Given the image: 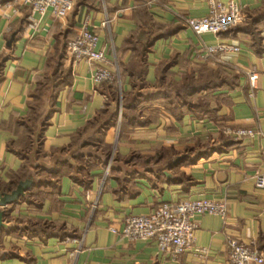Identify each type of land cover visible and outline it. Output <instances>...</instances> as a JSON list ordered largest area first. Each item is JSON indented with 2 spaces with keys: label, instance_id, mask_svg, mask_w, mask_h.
Returning <instances> with one entry per match:
<instances>
[{
  "label": "crops",
  "instance_id": "crops-1",
  "mask_svg": "<svg viewBox=\"0 0 264 264\" xmlns=\"http://www.w3.org/2000/svg\"><path fill=\"white\" fill-rule=\"evenodd\" d=\"M236 1L243 10L262 16L259 48L250 33L242 31L220 35L193 32L187 20L205 16L209 11L208 0H156L146 9L139 7L138 0H76L73 11L64 20L55 18L51 12L41 16L12 0H0L2 185L7 186L24 167L9 143L22 133L21 122L26 121L31 111V92L53 71L51 58L59 54L65 41L75 36L86 21L98 33L97 47L105 53L104 65L116 75L119 94L122 88L131 89L129 77L122 82L120 63H125L130 55V51H125L126 40L134 33L137 37L142 33L144 12L150 16L151 26L160 23L172 28L171 34L158 39L146 54L149 82L156 81V66L166 59L176 62L172 70L177 73L197 75L203 66L213 69L221 66L239 78L238 87L215 92L210 101L216 111L214 119L189 114L177 121L163 111L160 122L166 127L172 125L171 130L153 124L134 129L127 139L120 140L119 129L114 135H107L106 140L113 144L112 155L117 149L122 155L137 151L144 156H157L159 151L172 149L179 157L193 148L187 161L166 170L167 176L151 160L155 173L141 168V174L131 181L124 184L111 179L106 186L110 158L107 166L93 172L92 188L84 190L70 176H63L55 199H46L41 207L26 202L14 207L11 218L48 220L56 229L49 236H28L19 229L0 233V264H231L229 237L254 241L264 250V188L255 186L256 175L264 173V0ZM107 20L109 23L104 25ZM219 42L236 44L241 49L236 54L206 57L205 47ZM252 69L259 73V79L251 96L248 72ZM156 91L157 88H151L152 93ZM142 92L143 89H138L135 97L139 98ZM56 103L52 83L45 87L43 103L45 115L52 113L51 123L43 131L45 148L60 146L52 141L64 142L106 104L119 117L123 110L120 101L110 96L106 84L94 82L87 62L71 64V82ZM226 126L253 128L258 133L235 138L224 132ZM41 128L42 123L37 136ZM90 134L88 131L85 136ZM36 150L32 160L48 169H54L58 161L65 159L74 162L73 152H58L45 161L38 159ZM177 157L175 163L179 162ZM198 198L224 201L228 206L225 218L212 214L196 216V244L205 248L203 255L195 251L177 257L162 254L155 240H130L111 229L119 227L127 214H145L164 202ZM12 227L17 228L15 223Z\"/></svg>",
  "mask_w": 264,
  "mask_h": 264
},
{
  "label": "trees",
  "instance_id": "trees-1",
  "mask_svg": "<svg viewBox=\"0 0 264 264\" xmlns=\"http://www.w3.org/2000/svg\"><path fill=\"white\" fill-rule=\"evenodd\" d=\"M138 1L139 7L147 8V0ZM258 13L252 10H243L244 22L221 34L237 31L250 33L255 40L254 45L259 48L262 31L260 24L263 20ZM143 16L145 22L140 28L142 33L138 37L134 33L126 40L125 51H130V55L125 63H120L123 84L127 77L130 78L131 84L130 90L122 88L123 110L120 127L118 112H113L109 104H106L81 129L64 142L60 139L52 141V144L60 146L52 145L45 148L46 137L43 131L50 125L52 119V113L45 115L43 104L45 87L54 84L56 103V99H60L70 84L72 58L67 45L72 37L65 41L59 54L51 58L49 63L54 62L53 71L48 72L31 92L29 104L31 111L26 121L21 122L23 125L22 133L17 140H12L9 143L11 150L23 160L24 167L18 175L13 176L7 186L0 184V192L11 193L21 181L27 179L32 180V185L24 196L10 204L9 208L4 209L3 218L8 227L1 228L0 233H12L19 229L20 233L28 234V236L51 235L56 229L53 222L25 220L23 218L13 219L11 218L13 208L23 202L41 207L46 199H55L60 191V179L63 176H70L84 190L92 188L95 178L93 172L107 166L111 158L113 144L106 140L108 134L114 135L119 129L120 140L127 139L134 129L153 124H158L160 129L171 130L172 125L166 127L165 123L160 122V113L163 111L173 116L177 121H181L184 116L189 114L199 119H214L216 111L210 106V101L216 96L215 92L221 89L230 91L238 87V75L227 73L221 66L217 69L203 66L197 75L188 72L177 73L172 70L176 62L167 59L156 66V81L149 82L146 78L148 72L146 54L158 39L170 35L172 28H167L166 25L160 23H154L151 26L149 23L150 16L146 12L143 13ZM173 29L178 30L177 28ZM2 67L3 64L0 66V83L3 79ZM101 84H106L112 99L118 101L119 89L116 81H104L99 85ZM151 88H157V91L152 93ZM138 89H143L139 98L135 97ZM203 92L205 95L201 94ZM40 123H42V128L37 136ZM88 131H91V134L85 136ZM35 150L38 159L45 161L51 159L58 152L63 154L73 152L74 162L71 163L70 160L65 159L61 162L58 161L54 169H48L32 160V154ZM193 151V148L189 149V155H192ZM177 156L178 153L172 149L159 151L157 156H144L137 151L122 155L117 149L112 157L105 185L107 186L111 179H116L119 183L125 184L140 175L139 169L141 168H148V171L155 173L150 166L151 160H155V164L159 167L158 171L167 176L166 170L190 158L187 156L175 163L174 160ZM12 223L16 224V229L12 227ZM61 234L66 235L64 232Z\"/></svg>",
  "mask_w": 264,
  "mask_h": 264
},
{
  "label": "built area",
  "instance_id": "built-area-1",
  "mask_svg": "<svg viewBox=\"0 0 264 264\" xmlns=\"http://www.w3.org/2000/svg\"><path fill=\"white\" fill-rule=\"evenodd\" d=\"M19 6H25L41 16L51 12L52 16L64 20L73 11L76 0H12ZM209 11L205 16L188 18V26L198 35L211 33L220 35L230 31L244 21L243 6L236 0H208ZM156 0H147V5L152 6ZM109 20L104 22L106 25ZM34 25V23L32 24ZM98 33L91 29L86 21L80 31L68 41L67 48L71 53L72 63L77 65L87 62L91 68L92 78L95 83L113 81L116 75L104 65L106 56L104 51L98 49ZM240 46L228 42L205 47L206 57L216 55L236 54ZM259 73L252 69L248 72L249 85L252 89L251 96L257 88ZM226 134L235 138L253 136L258 131L253 128L226 126ZM255 186L264 188V173L256 175ZM228 206L224 201L210 198L182 199L164 202L157 208L145 214H127L120 226L112 227V231L130 240H155L158 251L177 257L189 251L200 255L206 253L205 248L196 244V230L198 224L196 216L204 214L226 217ZM228 257L231 264H264V250L256 242H246L237 237L228 238Z\"/></svg>",
  "mask_w": 264,
  "mask_h": 264
},
{
  "label": "water",
  "instance_id": "water-1",
  "mask_svg": "<svg viewBox=\"0 0 264 264\" xmlns=\"http://www.w3.org/2000/svg\"><path fill=\"white\" fill-rule=\"evenodd\" d=\"M186 156L187 154L181 155L177 157L176 161ZM31 185H32V180L27 179V180L21 181L16 187V189H14L11 193H1L0 192V206L4 207L3 209H0V229L8 227V224L4 221V218H3L5 207L18 201L21 196H24L26 191L31 187Z\"/></svg>",
  "mask_w": 264,
  "mask_h": 264
},
{
  "label": "rangeland",
  "instance_id": "rangeland-1",
  "mask_svg": "<svg viewBox=\"0 0 264 264\" xmlns=\"http://www.w3.org/2000/svg\"><path fill=\"white\" fill-rule=\"evenodd\" d=\"M118 100L120 101V105L122 106V94H119V98H118ZM117 102V101H116ZM114 105H115V103H114ZM121 117V116H120ZM119 117V127H120V121H121V118ZM112 153H113V151H112ZM187 155H189V154H187ZM113 157V155L111 154V158ZM111 160V159H110ZM108 170H109V167H108ZM108 170H107V172H108ZM106 172V173H107Z\"/></svg>",
  "mask_w": 264,
  "mask_h": 264
}]
</instances>
